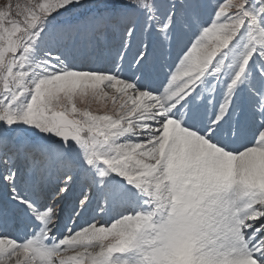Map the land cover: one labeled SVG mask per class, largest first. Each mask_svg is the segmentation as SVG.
<instances>
[{
	"label": "snow or ice",
	"instance_id": "1",
	"mask_svg": "<svg viewBox=\"0 0 264 264\" xmlns=\"http://www.w3.org/2000/svg\"><path fill=\"white\" fill-rule=\"evenodd\" d=\"M0 264H264V0H0Z\"/></svg>",
	"mask_w": 264,
	"mask_h": 264
},
{
	"label": "rangeland",
	"instance_id": "2",
	"mask_svg": "<svg viewBox=\"0 0 264 264\" xmlns=\"http://www.w3.org/2000/svg\"><path fill=\"white\" fill-rule=\"evenodd\" d=\"M93 107H95V105ZM67 207H70V205H67Z\"/></svg>",
	"mask_w": 264,
	"mask_h": 264
}]
</instances>
